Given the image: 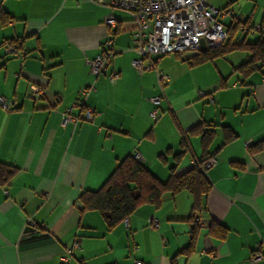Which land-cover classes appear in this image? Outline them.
Masks as SVG:
<instances>
[{"label": "crops", "instance_id": "crops-1", "mask_svg": "<svg viewBox=\"0 0 264 264\" xmlns=\"http://www.w3.org/2000/svg\"><path fill=\"white\" fill-rule=\"evenodd\" d=\"M211 2L248 24L264 23V0ZM110 13L89 0H0V163L18 169L10 186L0 187V264H65V255L66 264H264L252 261L259 246L264 252V62L244 77L236 69L249 59L245 52L194 66L185 60L189 53L162 57L157 67L170 83L155 122L156 73L135 70V25L114 10L116 25L109 29ZM223 23L224 44L259 38L232 19ZM110 38L112 62L95 77L88 61ZM11 42L19 56L6 53ZM235 54L248 59L231 60ZM90 86L96 91L85 105H75ZM83 106L94 119L63 126L67 109L79 116ZM199 125L214 126L206 147L190 133ZM222 127L236 135L224 146ZM184 134L189 148L177 175L205 150L215 152L216 164L205 172L211 189L200 208L181 193L159 206H140L112 229L98 212H82L80 196L98 191L133 153L167 181ZM258 145L262 150L251 152ZM28 218L39 233L24 238ZM213 222L226 233L211 229Z\"/></svg>", "mask_w": 264, "mask_h": 264}, {"label": "built area", "instance_id": "built-area-1", "mask_svg": "<svg viewBox=\"0 0 264 264\" xmlns=\"http://www.w3.org/2000/svg\"><path fill=\"white\" fill-rule=\"evenodd\" d=\"M90 2L108 8L111 13L105 18L104 25L112 29L116 25L113 15L114 10L127 13L135 25L133 34L134 52L137 55L132 63L139 74L154 71L157 76L158 86L161 91L159 96L151 98L154 106L151 118L157 122L161 118L160 107L166 98L165 88L170 83V76L157 67V63L164 56L175 54L184 56L188 53L201 51L202 41L207 49L215 48L225 43L229 37L225 19H232L235 22L242 18L231 10H218L212 7L208 0H89ZM251 32L261 30V25L256 24L250 27ZM113 39L105 43L103 52L95 59L89 60L90 73L98 77L103 74L112 62ZM6 53L12 56H19L18 44L9 43L6 45ZM118 74L109 75L110 82L115 84ZM95 86H90L80 91L77 106L85 105V100L90 93L95 92ZM42 92L33 88V94L38 96ZM0 104H4L0 98ZM72 108L62 115L63 126L68 122L77 124L79 121H92L95 112L83 106L79 116H72ZM132 158L144 163V158L133 153ZM216 164L211 159L202 166L205 172ZM157 226V221L154 220ZM38 226L32 219L28 218L24 228V238L37 234ZM75 247L79 246L75 244ZM70 252V251H69ZM264 260L262 246H259L252 256V261L257 263ZM63 263L68 262V255L62 259ZM136 264H142L137 262Z\"/></svg>", "mask_w": 264, "mask_h": 264}, {"label": "trees", "instance_id": "trees-1", "mask_svg": "<svg viewBox=\"0 0 264 264\" xmlns=\"http://www.w3.org/2000/svg\"><path fill=\"white\" fill-rule=\"evenodd\" d=\"M237 24L243 27L248 34L256 33L251 32L250 27L252 25L243 19L238 21ZM260 25L261 30L257 32L259 33V38L254 43H250L246 39L240 43L230 40L228 43H223L215 48L189 53L190 56L185 60L189 65L194 66L216 58L225 57L233 52H245L249 55V59L239 66L236 71H240L244 77H248L259 70L260 65L264 62V23ZM231 36L232 39L234 33ZM213 129V125H209V128L199 125L193 128L190 133L199 134L206 147L213 137ZM222 131L223 146L236 139V135L230 129L222 127ZM181 148L182 150L174 155L176 163L170 168V176L167 181H160L149 171L145 163L137 162L132 156H129L117 164L112 175L98 191H85L80 196V209L82 212H98L105 218L107 227L112 229L140 206L146 203L159 206L165 198H174L181 193L191 195L194 208H200L204 198L211 189V184L206 177L205 171L202 170V166L215 158V152L211 154L209 150H205L191 169L177 175V163L183 158L189 148L188 134H184L181 139ZM262 148V145L255 146L251 148V152L261 151ZM17 173L18 169L15 166L0 163V187H9ZM214 226H217L218 232L225 234L227 231L226 228L214 222L211 225V229Z\"/></svg>", "mask_w": 264, "mask_h": 264}, {"label": "rangeland", "instance_id": "rangeland-1", "mask_svg": "<svg viewBox=\"0 0 264 264\" xmlns=\"http://www.w3.org/2000/svg\"><path fill=\"white\" fill-rule=\"evenodd\" d=\"M226 1H227V0H221L222 4H224ZM208 3H209L212 7L216 8V9H218V10L221 9V8H219V7L215 6V5H213L212 2H211V0H209ZM256 39H257V38L255 37V38L250 39V41H255ZM170 55H175V54H170ZM246 57H247L246 54H235V55H233V56L231 57V60H241V61H246V60L248 59V57H247V58H246ZM229 59H230V58H229Z\"/></svg>", "mask_w": 264, "mask_h": 264}, {"label": "water", "instance_id": "water-1", "mask_svg": "<svg viewBox=\"0 0 264 264\" xmlns=\"http://www.w3.org/2000/svg\"><path fill=\"white\" fill-rule=\"evenodd\" d=\"M207 49V46L204 41H202L201 50L204 51Z\"/></svg>", "mask_w": 264, "mask_h": 264}]
</instances>
